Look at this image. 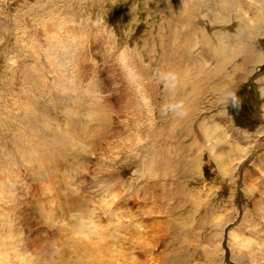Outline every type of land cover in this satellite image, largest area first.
Returning <instances> with one entry per match:
<instances>
[{
    "label": "rangeland",
    "instance_id": "374dc122",
    "mask_svg": "<svg viewBox=\"0 0 264 264\" xmlns=\"http://www.w3.org/2000/svg\"><path fill=\"white\" fill-rule=\"evenodd\" d=\"M158 69L189 72L170 92ZM261 74L264 0H0V172L30 187L27 247L59 245V264H264ZM181 99L186 118L161 113Z\"/></svg>",
    "mask_w": 264,
    "mask_h": 264
},
{
    "label": "clouds",
    "instance_id": "9594fccd",
    "mask_svg": "<svg viewBox=\"0 0 264 264\" xmlns=\"http://www.w3.org/2000/svg\"><path fill=\"white\" fill-rule=\"evenodd\" d=\"M155 75L159 83L170 92L179 85L180 76L174 70L158 69ZM65 91L63 88L60 89V94L63 95ZM219 93H223L219 101L221 104H228L233 109L239 110L242 102L236 91L224 88ZM96 95L99 94L96 93ZM160 111L163 115L173 113L179 119L186 118L189 115L186 102L182 99L163 103ZM26 166L31 167L32 165L26 163ZM40 167L41 172H43V165L41 164ZM13 168H16V166L13 165ZM0 177H2L0 178V264H59V261L55 258L61 251L59 245H52L47 258H41L42 254L36 253L27 247L26 232L18 215L26 206L23 202L30 194L27 181L16 171H8L7 174L0 172ZM47 222L45 216V224ZM80 233L79 239H83L85 233L89 238L95 235L89 227L82 224Z\"/></svg>",
    "mask_w": 264,
    "mask_h": 264
},
{
    "label": "bare ground",
    "instance_id": "6f19581e",
    "mask_svg": "<svg viewBox=\"0 0 264 264\" xmlns=\"http://www.w3.org/2000/svg\"><path fill=\"white\" fill-rule=\"evenodd\" d=\"M230 4V3H229ZM231 6V5H230ZM175 13V12H174ZM190 31V30H189ZM190 33H191V31H190ZM192 34V33H191ZM185 35V34H184ZM187 38V37H186ZM191 39H192V36H188V38H187V40H188V42L190 43V41H191ZM225 45H227V44H225ZM224 44H222L220 47H218V48H215L214 49V51L218 54V55H220V54H222L223 52H227L228 50H227V48H226V46H225ZM247 53V52H246ZM248 55V54H247ZM248 57V56H247ZM226 57H224V59H225ZM223 62V61H222ZM225 62H227V60L225 61ZM224 63V62H223ZM132 65V64H131ZM195 68V67H194ZM186 70V69H185ZM187 72H189V71H182V70H180V77L182 78V77H184L185 76V74L187 73ZM186 79V78H185ZM101 111V110H100ZM99 117V116H98ZM104 117V116H103ZM100 124H101V122H99ZM160 151V150H159ZM29 152V151H28ZM33 153V152H32ZM25 158V157H24ZM30 160V159H29ZM38 165V164H37ZM36 165V166H37ZM35 166V165H34ZM43 167H45L44 165H43ZM32 169H33V167H31ZM47 168V167H46ZM37 169V168H36ZM28 170H30V169H28ZM38 170H39V167H38ZM46 171V170H45ZM34 173H32V176L34 177V178H37L38 177V172L36 173L35 171H33ZM40 172V171H39ZM42 173V172H41ZM40 173V174H41ZM38 180V179H37ZM83 194H81V196H82ZM80 198V197H79ZM78 198V199H79ZM84 198V197H83ZM82 200V199H81ZM72 204V203H71ZM73 205V204H72ZM74 206V205H73ZM75 207V206H74ZM73 207V208H74ZM72 208V209H73ZM76 208V207H75ZM43 209V208H42ZM84 209V208H83ZM87 210V209H86ZM42 212H43V210H42ZM50 212V211H49ZM44 213V212H43ZM46 214V212L44 213V215ZM51 215V214H50ZM41 216V215H40ZM48 217V216H47ZM51 217V216H50ZM87 217H90V216H88L87 215ZM52 218H54V217H52ZM51 220V219H50ZM91 221V220H90ZM83 222V221H82ZM93 222V221H92ZM86 223V222H85ZM90 223V222H89ZM80 224H83V223H80ZM91 224V223H90ZM94 224V223H93ZM89 225V224H88ZM92 225V224H91ZM94 226V225H93ZM89 227V226H88ZM78 229H80L79 227H78ZM94 229V228H93ZM93 231V230H92ZM84 235H86V233L84 234ZM88 236V235H87ZM233 243H231V245H232ZM50 246V245H49ZM242 244L241 243H239L238 244V247H237V249L240 251L241 250V248H242ZM47 252V251H46ZM45 252V253H46ZM244 250L242 249L241 250V253L239 254L240 256H243V254H244ZM85 264V263H84Z\"/></svg>",
    "mask_w": 264,
    "mask_h": 264
},
{
    "label": "crops",
    "instance_id": "0c3cea01",
    "mask_svg": "<svg viewBox=\"0 0 264 264\" xmlns=\"http://www.w3.org/2000/svg\"><path fill=\"white\" fill-rule=\"evenodd\" d=\"M257 82H261L263 85H262V93L264 92V75L263 74H261L260 76H259V78L256 80V83L255 84H257ZM260 106V112H262V113H264V103L263 104H260L259 105Z\"/></svg>",
    "mask_w": 264,
    "mask_h": 264
},
{
    "label": "water",
    "instance_id": "95a60500",
    "mask_svg": "<svg viewBox=\"0 0 264 264\" xmlns=\"http://www.w3.org/2000/svg\"><path fill=\"white\" fill-rule=\"evenodd\" d=\"M224 250H225L226 256H228L230 254L229 253V250L228 249H225V248H224Z\"/></svg>",
    "mask_w": 264,
    "mask_h": 264
}]
</instances>
